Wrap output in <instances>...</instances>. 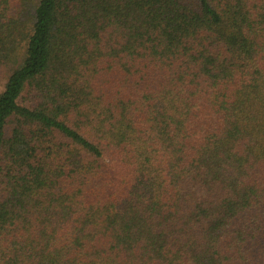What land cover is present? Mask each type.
<instances>
[{"label":"trees","instance_id":"obj_1","mask_svg":"<svg viewBox=\"0 0 264 264\" xmlns=\"http://www.w3.org/2000/svg\"><path fill=\"white\" fill-rule=\"evenodd\" d=\"M0 264H264V0H0Z\"/></svg>","mask_w":264,"mask_h":264}]
</instances>
